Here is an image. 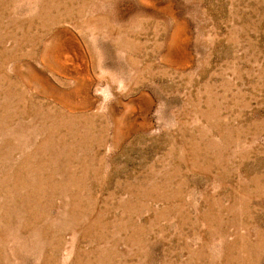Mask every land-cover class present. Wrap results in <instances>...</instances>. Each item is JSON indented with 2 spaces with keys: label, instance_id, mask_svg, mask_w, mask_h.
I'll use <instances>...</instances> for the list:
<instances>
[{
  "label": "rangeland",
  "instance_id": "rangeland-1",
  "mask_svg": "<svg viewBox=\"0 0 264 264\" xmlns=\"http://www.w3.org/2000/svg\"><path fill=\"white\" fill-rule=\"evenodd\" d=\"M0 264H264V0H0Z\"/></svg>",
  "mask_w": 264,
  "mask_h": 264
}]
</instances>
